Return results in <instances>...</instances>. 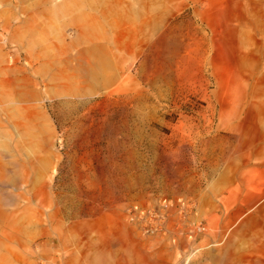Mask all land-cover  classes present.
Masks as SVG:
<instances>
[{"label": "rangeland", "instance_id": "1", "mask_svg": "<svg viewBox=\"0 0 264 264\" xmlns=\"http://www.w3.org/2000/svg\"><path fill=\"white\" fill-rule=\"evenodd\" d=\"M97 255L264 264V0H0V264Z\"/></svg>", "mask_w": 264, "mask_h": 264}, {"label": "bare ground", "instance_id": "2", "mask_svg": "<svg viewBox=\"0 0 264 264\" xmlns=\"http://www.w3.org/2000/svg\"><path fill=\"white\" fill-rule=\"evenodd\" d=\"M84 69L85 68H83V71H84ZM85 72H86V74L88 73V71L86 69H85ZM79 78H80V76H79ZM24 85L29 87L31 85V82L28 81L27 83H24ZM55 85H57L58 92L60 95L61 94L67 95L69 93V91L74 90V89H75V91H79V92L80 91H90L91 86H92V84H88L87 86H85V85H83L82 82L77 81V80H73V79H69V78L65 79V81L58 82ZM82 226L83 225L79 226V228L81 230H83ZM103 248H107L108 250H111V249H109L110 248L109 244H105V245L103 244ZM86 259H87L88 264H108L109 263L104 256H100V255H97L95 257H89ZM67 262L68 261H66V263Z\"/></svg>", "mask_w": 264, "mask_h": 264}]
</instances>
